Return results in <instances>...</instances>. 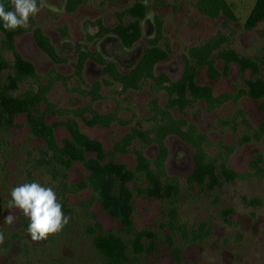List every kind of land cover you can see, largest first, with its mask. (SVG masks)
<instances>
[{"label": "rangeland", "instance_id": "1", "mask_svg": "<svg viewBox=\"0 0 264 264\" xmlns=\"http://www.w3.org/2000/svg\"><path fill=\"white\" fill-rule=\"evenodd\" d=\"M133 1L82 0L68 11L67 0H44L27 28L0 22V264H116L120 244L127 264H264V95L259 86L251 96L249 87L264 80V18L252 21L257 0H141L153 28L148 33L143 22L148 38L136 41L138 63L149 48L167 57L155 62L153 77L124 87L116 77L138 63L111 55L103 41L112 31L96 21L113 28ZM0 3L11 10V0ZM206 44L213 70L192 55ZM192 85L205 92L193 95ZM169 124L177 131L155 140ZM73 131L105 152L83 151L84 159L134 173L131 210L116 195L117 167L95 177L109 187L106 207L85 163L65 154ZM41 133L52 136V147ZM196 152L213 167L201 182L193 180ZM137 154L158 175L160 197L136 170ZM26 181L53 187L69 217L47 240L33 241L27 218L7 208L10 189ZM119 211L131 212L132 230ZM10 212L18 219L9 226Z\"/></svg>", "mask_w": 264, "mask_h": 264}, {"label": "trees", "instance_id": "2", "mask_svg": "<svg viewBox=\"0 0 264 264\" xmlns=\"http://www.w3.org/2000/svg\"><path fill=\"white\" fill-rule=\"evenodd\" d=\"M72 1H75V0H72ZM137 7L140 8L139 5ZM138 8L135 10V13L137 15L138 14L142 15L143 11ZM260 18H264V0H257V3L255 4V7L253 9L252 21L255 22L259 20ZM133 29L134 31L132 33H129L127 32L126 28L119 27L121 37L128 45L133 43L140 35V28L137 24L133 27ZM45 41L48 42L47 40ZM45 41L43 43L41 42L40 43L42 44V47L44 48V50H46L49 53L50 52L49 44L45 43ZM212 49H213L212 44H206L203 47L199 49H193L192 51V55L199 59V63L208 64L211 70H213L214 68L212 66L211 61L208 59H210L209 54L212 51ZM165 56H166V52L159 48L154 47V48L148 49L145 55L143 56L142 60L140 61L139 65L137 66V68L133 71V73L128 74V75H119L116 78L118 79L119 82H121L124 85V87H137L138 86L137 84L139 83L141 78L153 77L152 75L153 65L155 64V62L163 59ZM246 66L247 65L244 64V67ZM161 78H164V80L167 79L166 76H161ZM259 86H260V96L264 95V80L259 77H256V80L255 79L249 80L251 96L257 97L255 91L257 87ZM204 92L205 91L203 89L197 88L195 87V85L191 86L190 93H192L193 95L194 94L200 95V94H203ZM33 98L34 96H30L26 98L25 101L27 103L28 102L30 103L33 100ZM38 98L39 96H35V100H37ZM94 114L97 115L96 112ZM28 117H29V121H31L34 124L37 123L36 122L37 118L32 117L29 112H28ZM177 129H178V126H176L175 124L160 126L154 132L155 140H158L160 142L164 133L176 132ZM71 133H72L71 134L72 139L67 140L64 143L63 151L65 152V154H69L70 156L77 157L85 163L87 168L90 170V174L88 177V180H90L89 184L99 191V194L104 198V204L106 201L105 196L109 194V187L107 185L105 186L103 185V188H102L100 185L97 184L95 177L100 178V176L107 173L109 169L117 167L116 170L113 171V173H115L116 175L120 177V183L118 186V194L116 195L119 200H122L125 204H128V207H130V210H131L132 192L130 189H128L127 182L130 179H132V177L134 176V173L128 171L127 169H123V167L120 165L118 166L110 165V166L105 167L104 169V166L100 165L98 160L84 159L83 154H82L83 151L94 150L96 154L99 156L104 155L105 152L103 151L102 146L99 142L90 140L88 137L82 135L81 133L77 131H73ZM42 135L48 141L49 146L52 147L54 145V139L52 138V136L50 135L49 137L48 136L46 137L45 134H42ZM159 155H160L161 160L165 158L166 150L164 149V147L162 148L160 147ZM195 160L197 164V169H196L193 180L201 182L205 178V176L212 175L213 173L212 163L207 160L206 156L203 153H199V152H196ZM137 161H138V165H137L136 170L140 173H143L146 179L148 180V182L151 183L153 186L152 189H149L151 191V194L160 197L161 193L163 192V189L160 187L158 175L149 168L146 159L141 154H137ZM102 171H106V172H102ZM130 213L131 212L129 211L127 212L119 211L115 215L121 220V222L123 223L125 227L130 228L132 230L133 228L130 222ZM142 233H145V232H142ZM118 248L119 249L117 251L114 250L116 253L119 252L118 254L119 260H117L116 264H127L130 261V259H128V257L125 255L123 251V246L120 244ZM105 253L110 258L111 263H115L113 254H110L108 252H105ZM120 256H121V259H120Z\"/></svg>", "mask_w": 264, "mask_h": 264}, {"label": "clouds", "instance_id": "3", "mask_svg": "<svg viewBox=\"0 0 264 264\" xmlns=\"http://www.w3.org/2000/svg\"><path fill=\"white\" fill-rule=\"evenodd\" d=\"M11 10H6L0 3V22L5 30L18 27L27 28L29 18L35 16L44 6V0H11ZM182 155V154H181ZM7 208L16 209L27 218L26 232L33 241L47 240L63 230L68 223L57 198L55 189L40 182H23L13 186L9 191ZM18 217L10 212L4 217V223L12 225ZM4 233L0 231V245L4 243Z\"/></svg>", "mask_w": 264, "mask_h": 264}, {"label": "flooded vegetation", "instance_id": "4", "mask_svg": "<svg viewBox=\"0 0 264 264\" xmlns=\"http://www.w3.org/2000/svg\"><path fill=\"white\" fill-rule=\"evenodd\" d=\"M81 2H82V0H75V1L67 0L65 8L68 11H74L81 4ZM138 5L140 8L137 7ZM137 8L141 9L143 11L142 15H140V14L137 15L135 13V10ZM146 13H148L147 3L143 2L141 0H134L131 5L122 7V10L119 11V13L117 15V17H118L117 18V25L114 26L113 28H111V29L108 28L105 25V22H106L105 20H104V22L102 20H101V22H99L98 20L96 21V23H97L96 25H97L99 30L103 29L104 31H108V30L112 31V33H110L111 35H109L110 37L104 38L105 40L103 41V45L105 43V47L108 48L110 54L115 56L119 61L124 62L125 65L128 67H133L136 63H138L137 59H138L142 49L136 43V41L138 39H142V38L147 39L148 38L147 35L145 34V28H143L144 27L143 22L146 23L145 26L148 25V27L150 28L148 33L153 28L152 23H151L152 21H150L152 19L146 18ZM136 24L140 28V35L133 43L128 45L122 39L120 31H119V27L126 28L127 32L132 33L134 31L133 27ZM147 30L148 29H146V31ZM112 34H113V37H115V38H112ZM107 42H109V43H107ZM106 43H107V45H106ZM149 49H151V48H149ZM147 50H145L144 55H145ZM143 56H142V58H143ZM166 57L167 56H165L164 58H166ZM142 58H141V60H142ZM139 63H138V65H139ZM138 65L136 64L135 67L132 68L129 73H122V74L128 75V74L133 73V71L137 68Z\"/></svg>", "mask_w": 264, "mask_h": 264}]
</instances>
